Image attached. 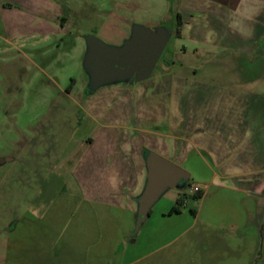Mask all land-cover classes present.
I'll list each match as a JSON object with an SVG mask.
<instances>
[{
    "label": "crops",
    "instance_id": "0c3cea01",
    "mask_svg": "<svg viewBox=\"0 0 264 264\" xmlns=\"http://www.w3.org/2000/svg\"><path fill=\"white\" fill-rule=\"evenodd\" d=\"M142 1L0 0L11 43L59 56L87 55L97 37L82 25L96 16L116 48L136 26L168 36L147 78L95 87L82 66L60 88L67 105L0 157L24 178L10 188L21 201L0 227V264H264V0H148L168 6L170 26L130 19ZM151 154L189 179L137 228Z\"/></svg>",
    "mask_w": 264,
    "mask_h": 264
},
{
    "label": "rangeland",
    "instance_id": "374dc122",
    "mask_svg": "<svg viewBox=\"0 0 264 264\" xmlns=\"http://www.w3.org/2000/svg\"><path fill=\"white\" fill-rule=\"evenodd\" d=\"M160 3L142 1L141 12L130 19H135V23L142 25H169L172 18L168 6ZM107 23V19L96 16L82 25L83 33H86L83 35H94L98 44L118 49L114 45H120L123 40L106 33L109 27ZM84 53L79 48L71 54L63 53L59 56L60 50L48 48L47 45L32 49L22 43H11L0 11V157L11 155L14 150L19 149L18 144L24 142V139L37 137L41 122L48 116L52 117L48 111L53 104L67 105L63 97H60V88L69 86L71 79L80 82L82 66L92 80L89 60ZM53 120L60 123L62 119ZM49 149L50 146L41 145L40 152L49 154ZM7 169L8 165L0 168V227L10 217V204L21 201L17 193L13 198L10 188L24 184L21 175L10 178Z\"/></svg>",
    "mask_w": 264,
    "mask_h": 264
},
{
    "label": "water",
    "instance_id": "95a60500",
    "mask_svg": "<svg viewBox=\"0 0 264 264\" xmlns=\"http://www.w3.org/2000/svg\"><path fill=\"white\" fill-rule=\"evenodd\" d=\"M98 43L97 38H88L86 58L92 75L91 85L95 87L134 75L138 79L149 77L168 44V36L164 30L150 33L143 27L136 26L133 38L123 48L109 49ZM6 161L7 159L1 158L0 165ZM149 167V181L140 199L137 228L147 219L152 206L164 191L189 179L182 168L156 154L150 155Z\"/></svg>",
    "mask_w": 264,
    "mask_h": 264
},
{
    "label": "trees",
    "instance_id": "16d2710c",
    "mask_svg": "<svg viewBox=\"0 0 264 264\" xmlns=\"http://www.w3.org/2000/svg\"><path fill=\"white\" fill-rule=\"evenodd\" d=\"M181 26V21L179 20V27ZM178 32H180V28L178 29ZM196 198H200L201 197V192L199 191L198 193H196L194 195ZM179 208H174L172 212H178Z\"/></svg>",
    "mask_w": 264,
    "mask_h": 264
},
{
    "label": "built area",
    "instance_id": "2783aa9c",
    "mask_svg": "<svg viewBox=\"0 0 264 264\" xmlns=\"http://www.w3.org/2000/svg\"><path fill=\"white\" fill-rule=\"evenodd\" d=\"M189 194L191 195H195L196 193L199 192L198 188H196L195 186H191L188 190Z\"/></svg>",
    "mask_w": 264,
    "mask_h": 264
}]
</instances>
